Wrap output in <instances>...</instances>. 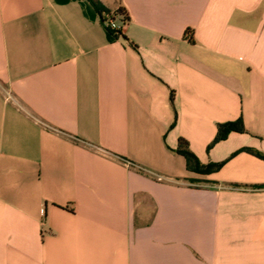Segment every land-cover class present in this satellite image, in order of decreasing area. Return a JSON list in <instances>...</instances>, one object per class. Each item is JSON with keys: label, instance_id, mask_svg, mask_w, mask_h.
<instances>
[{"label": "crops", "instance_id": "crops-1", "mask_svg": "<svg viewBox=\"0 0 264 264\" xmlns=\"http://www.w3.org/2000/svg\"><path fill=\"white\" fill-rule=\"evenodd\" d=\"M99 1L0 0V264H264V0Z\"/></svg>", "mask_w": 264, "mask_h": 264}, {"label": "trees", "instance_id": "trees-1", "mask_svg": "<svg viewBox=\"0 0 264 264\" xmlns=\"http://www.w3.org/2000/svg\"><path fill=\"white\" fill-rule=\"evenodd\" d=\"M89 1L94 6L96 11L99 13V15L101 16V21L103 23V19H104L103 14L110 13V11L108 9H106L104 7V5H102V3L99 0H89ZM117 13L122 14L126 19H128V15L124 11L123 8H119L117 10ZM107 31L112 36L117 37V35L114 33V31H111L109 29H107ZM185 36L188 38V40L190 42L193 41V39L190 36L189 31L186 32ZM172 97H173V95H171V100H172ZM231 133H240V134L247 133L241 117L239 119H237L236 121L226 122V123H222V124L217 125L216 136H215L214 140L212 141V143L209 145V148L212 145H215V144L225 140L227 138V136ZM241 151H247V152L257 156L258 158L264 159V156L262 154H260L259 152H256V151H253L250 149H246V148L241 150ZM176 152H177V154L181 155L185 159L187 170L190 172L197 173V174L215 173L221 168V166L223 164V163H210L207 165H203L198 160V158L193 154V152L190 150L189 143L184 138L178 139V146H177Z\"/></svg>", "mask_w": 264, "mask_h": 264}, {"label": "built area", "instance_id": "built-area-1", "mask_svg": "<svg viewBox=\"0 0 264 264\" xmlns=\"http://www.w3.org/2000/svg\"><path fill=\"white\" fill-rule=\"evenodd\" d=\"M117 10L104 14L103 25L106 29L114 31L117 36H120L129 20L122 14L117 13Z\"/></svg>", "mask_w": 264, "mask_h": 264}]
</instances>
